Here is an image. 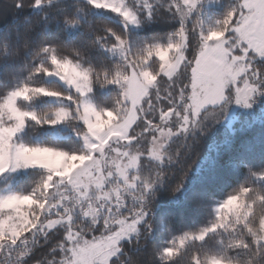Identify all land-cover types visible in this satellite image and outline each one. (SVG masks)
Masks as SVG:
<instances>
[{
	"label": "trees",
	"instance_id": "obj_1",
	"mask_svg": "<svg viewBox=\"0 0 264 264\" xmlns=\"http://www.w3.org/2000/svg\"><path fill=\"white\" fill-rule=\"evenodd\" d=\"M158 1L161 4L154 6V0H146L153 9L149 16L144 9L145 0H129L128 3L139 14L142 27L127 29L119 17L111 12H100L87 0H53L41 10L35 9L34 0H0V99L24 84L75 94L61 81L48 80L47 74L34 71L40 64L51 67L49 55L41 51L43 47L55 46L58 55L79 59L84 66L100 70L114 69L119 65L122 71L127 72L126 61L111 55L101 45L104 42L96 40L98 36L106 34L107 28L127 39L129 57L132 59L145 55L147 46L155 43L167 45L171 39L182 43V51L191 58L199 48L201 30L206 32L214 27L216 21L221 20L236 3V0H203L186 23L188 39L185 42L174 36L180 27V18L164 6L170 0ZM196 17L202 21L200 27L195 26ZM70 21L79 24L80 29L75 35L68 32L73 25ZM106 38L110 42L115 41L110 33ZM254 63L257 67H264V58H257ZM143 67L159 74L150 91L159 89L161 96L184 82L182 73L174 74L175 83L161 75V61L155 55ZM259 89L248 108H235L233 99L225 101L220 106L203 110L198 119L191 118L184 124L186 130L181 128L182 118L169 120L163 126L164 131L169 130L174 135L167 139L160 160L148 156L145 148L151 146V138L143 132L142 125L136 127L135 135L138 138L126 148L130 149L129 155H142L132 173L156 182L145 201L149 213L141 233L122 244L121 253L114 264H195L193 257H199L201 264H207L211 257L228 264H240L242 247L234 242L247 239V236L232 228L210 232L203 242L194 240L186 243L175 257L166 258L163 249L185 233L195 234L210 227L217 219V207L241 187H250L253 191L248 204L257 194L264 195V180L255 177L264 173V84H259ZM119 94L117 85L94 84L91 97L98 108H106L114 104ZM19 105L38 115L50 114L60 106L44 95L20 100ZM82 128V121L68 119L62 129L67 136L56 137L52 124L28 120L24 130L16 136V142L79 155L87 151L77 134V130ZM160 173L162 175H158ZM48 175L46 169L32 168L9 178L14 179L16 192L28 195ZM135 183L139 184V181ZM112 188H115V184L106 189L110 199L116 195V192L110 191ZM117 191L128 197L130 205L136 203L133 196L139 195L138 188L131 192V185L124 184ZM37 196L48 205L55 204L62 196L72 199L77 208L80 207L77 201L89 202V199L81 201L77 190L58 183L48 187L43 196L40 193ZM95 197L91 196L90 200L95 202ZM58 210L62 211L57 207L51 208V217L56 216ZM46 211H49L48 206ZM261 216H264V204L257 201L252 205L248 222L255 227V219ZM229 221L234 222L233 213L229 214ZM66 229L67 226L49 231L33 228L25 234L29 235L27 244L22 243L25 236L15 244L11 240L0 239V264H11L15 259V250L22 246H28L30 251L19 258L20 264H32L33 260L43 256L52 259L58 252H63L58 241L64 237Z\"/></svg>",
	"mask_w": 264,
	"mask_h": 264
},
{
	"label": "snow or ice",
	"instance_id": "obj_2",
	"mask_svg": "<svg viewBox=\"0 0 264 264\" xmlns=\"http://www.w3.org/2000/svg\"><path fill=\"white\" fill-rule=\"evenodd\" d=\"M50 2L51 0H34L36 6ZM89 3L97 8L111 9L123 16L127 23H138L136 13L124 5V0H89ZM144 6L149 9V15H152L153 9L146 0ZM196 7L197 0H170L171 10L180 18V27L174 35L179 38V41H187L186 23ZM70 23L74 24L75 21ZM201 24L200 18L196 17L195 26L200 27ZM108 33L115 37L114 42L107 40ZM221 37L223 38L221 43H213ZM96 40L103 41L102 46L105 43L110 44V51H119L132 71L130 73L122 71L119 65L114 69L98 70L92 66H84L79 59L58 55L55 46L43 47L41 51L49 55L51 67L40 64L34 71L57 76L70 89H74L75 94L24 84L10 91L0 100V173L5 172L9 167L19 168L29 165H43L49 170V175L37 185L33 193L13 194L0 198V209L25 204L29 206L36 204L39 209L38 213H33L34 218L31 220L25 213L19 229L15 227V224L11 229L8 228V222L12 219L10 215L0 219V239L3 238L4 230L7 229L14 233L15 238L9 236L8 240L15 244L25 233L40 224L45 202L37 196V193L43 196L44 191L56 183L54 177H68L71 184L76 186L80 175H90V170L94 169L100 174L93 177V180L96 185H103L101 189L105 185L118 184L121 179L126 186L131 184V192L139 189V195L133 196L136 203L131 205L127 202V196L115 188L111 189L116 192V195L104 201L105 207L101 216V223L104 219L108 220L107 227L98 229L99 236L93 234L90 237L91 245L81 250L80 255L85 264L89 258L105 254L107 255L104 264H111L110 258L113 257L111 246L117 243L112 239L113 235L131 239L130 234L138 232V224L149 213L145 201L156 181L142 179L139 175L127 171L129 167L137 166L141 153L129 156L128 152H123L116 158L123 160L127 157V163L123 167L117 163L115 168L106 172L101 170L100 165L105 151L113 150V141L120 144L123 139L128 144H134L133 142L138 138L135 135L136 127L142 125L143 132L151 138V146H146V153L160 160L164 145L156 146V142L164 131L163 126L169 120L175 117L182 118L181 128L186 130L184 124H187L193 116L199 115L201 109L208 104L217 105L234 99L236 103L248 106L251 97L260 90L259 84H264V67H257L254 63L257 58H264V0H236L235 5L229 8L221 20L216 21L214 27H210L206 32L201 30L197 51L191 58L183 53L178 64L167 63L169 50L180 47V43L173 42L172 39L167 45L155 43L147 46L144 49L145 55L135 59L129 57L127 39L111 28H107L106 34L98 36ZM153 55L165 61L164 77L172 80L173 83H175L174 73H182L184 78L181 86L175 90L170 89L163 96L160 95L159 89L155 92L150 91L158 80L159 74H154L143 67ZM230 57L233 59L230 60ZM234 61H238V66L235 68ZM94 84H114L119 87L120 94L112 107L98 108L89 99V93L92 92ZM40 95L64 97L72 101L74 107L71 109L60 107L44 115H38L35 111H27L20 107V100H31ZM68 119L83 121L84 128L78 129L77 134L82 136L87 148L86 152L77 155L55 148L14 143L16 134L24 128L28 120L55 124ZM114 151L119 152V148ZM65 161L67 163H64ZM74 161L78 163H73ZM61 164L64 165L63 171H58ZM77 168L82 169V172L79 171L73 176V170ZM260 177L264 179V174H260ZM136 181H139V184L135 183ZM252 194L250 187H241L236 194L229 195L217 208V219L210 227L195 234L185 233L178 237L171 246L163 249V255L166 258L175 257L187 240L193 238L204 240L208 233L221 228L239 230L247 236V239L236 240L234 243L237 246L246 250L253 247L257 252L264 251V235H262L264 216L255 219V227L248 222L252 205L257 201L264 204V195L257 194L248 204ZM77 203L80 204L79 208L72 203V199L62 196L55 204H49L50 217L52 216L51 208L57 207L62 211L56 212L58 219H54L55 223H48L47 227L53 229L58 222L67 219L68 226L65 231L67 237L69 235L67 230L71 228L72 219L83 216L88 208V203L80 201ZM16 210L19 211L18 208ZM230 213H233L234 222L229 221ZM22 243L27 244L28 240L24 239ZM193 260L195 264H201L199 257H193ZM208 264H221V261L211 257Z\"/></svg>",
	"mask_w": 264,
	"mask_h": 264
},
{
	"label": "rangeland",
	"instance_id": "obj_3",
	"mask_svg": "<svg viewBox=\"0 0 264 264\" xmlns=\"http://www.w3.org/2000/svg\"><path fill=\"white\" fill-rule=\"evenodd\" d=\"M51 1H53V0H51ZM87 1H89V0H87ZM138 1H141V0H138ZM154 1H155V2H153V5H154V6H156V5H158V4H161L160 1H158V0H154ZM202 1H203V0H197V7H198V5H199L200 3H202ZM128 2H129V0H124V5L136 13V15H137V17H138V23H135V24L127 23V22L124 20L123 16H121L120 14H118V13L112 11L111 9H107V8H97V7H96V9H98L100 12H111L113 15L119 17V19L122 21V23L124 24V26H125L127 29H129V28H132V29H139L140 27H142V23H141V20H140V18H139V14L137 13L135 7H133V6H132L131 4H129ZM50 3H51V2H50ZM46 4H48V3H43V4L40 5V6H36V5H35V9H36V10H41V8H42L44 5H46ZM149 5H150L151 8H152V5H151V4H149ZM164 6H165L167 9H171V8H170V3H168V5H164ZM197 7H196V9H197ZM144 9H145V10L147 11V13L149 14V9H148V8H145V6H144ZM196 9L194 10V12L196 11ZM194 12H193V13H194ZM149 16H151V15H149ZM79 29H80V28H79V24L75 23V24H73L71 27L68 28V32H69L70 35H75V34L79 31ZM181 46H182V43L180 44V47H179V48H173V49H170V50H169L168 55H167V63L175 64L178 60H179V62H180V59H179V55H178V54H179V53H184V52L182 51V47H181ZM109 47H111V45H104V46H103V48H104L105 50L109 51L111 55L117 56V57H119V58H121V59L124 60L122 54H121L119 51H110V50H109ZM128 49H129V47H128ZM157 57H158V56H157ZM158 58H159V60L161 61V72L163 73V72H164V69H165V67H166V64H165V61H164V60H162L160 57H158ZM126 64H127V61H126ZM127 66H128V65H127ZM137 70L139 71L140 69L138 68ZM146 70L150 71V70L147 69V68H146ZM131 71H132L131 67L128 66L127 72L130 73ZM174 74H176V73H174ZM46 78H47L48 80H52V79L59 80V81H61V82L63 83V85H64L68 90H70V91H72V92L74 91V89H70V88L68 87V85H67L64 81L60 80V79H59L57 76H55V75H46ZM91 93H92V92H91ZM91 93H89V99L92 101ZM257 94H258V91L255 92L254 95L251 97L248 106H245L244 104H241V103H236L234 99L232 100V103L234 104V107H235V108H239V107H240V108H248L249 106L252 105L253 98H254V96L257 95ZM44 96H46V95H44ZM47 97H48L51 101L55 102L56 104H59L60 106H59L58 108H60V107H67V108L71 109V108L74 107L73 102L70 101V100H67V99L64 98V97H56V96H47ZM0 100H2V99H0ZM92 102H93V101H92ZM223 103H225V102H221V103H219V104H217V105H211V104L206 105L203 109H201V112L199 113V115H197V116H193L192 119H193V120L198 119L199 116H200V114L202 113L203 110H205V109H207V108H209V107L220 106V105H222ZM67 105H71V107H70V106H67ZM27 111H32V110H27ZM172 120L174 121V118H173ZM65 122H66V120H65V121H61V122H58V123H55V124H52V125L54 126V135H55L56 137L67 136V135L63 134V132H62V129H64V127H65ZM82 122H83V121H82ZM26 123H27V122H26ZM179 123H180V122H179ZM25 126H26V124H25ZM25 126H24V128H25ZM24 128H23L20 132H18V133L16 134V136H17L18 134H20V133L24 130ZM172 135H174V133L171 132V131H169V130L163 131V133L160 135L159 139H158L157 142H156V146H159V144H163V145L165 146L166 143H167V139H168L169 137H171ZM16 136H15V138H14V143L18 144V143L16 142ZM80 137L82 138V136H80ZM82 140H83V138H82ZM83 143H84V141H83ZM84 146H85V143H84ZM128 146H129L128 142L125 141V140H123V139L121 140V143H120V144H116L115 141H113V145H112V149H113V150H106V151H105L104 159L101 161V165H100L101 170H103V171L106 172V171L109 170V169L115 168V166H116L117 163H119L120 166L123 167V165H124L125 163H127V157H125L123 160H117L116 158H117L119 155H121L123 152H129L130 149L126 148V147H128ZM85 148H86V146H85ZM117 148H119V152L114 151V149H117ZM163 148H164V147H163ZM163 148H162V149H163ZM162 149H161V151H162ZM86 150H87V148H86ZM128 154H129V153H128ZM134 155H136V154H134ZM129 156H132V155H129ZM148 156H149V155H148ZM139 157H140V156H139ZM149 157H150L151 159H155V157H152V156H149ZM138 162H139V158H138ZM64 163H67V161H65ZM73 163H78V162L74 161ZM138 164H139V163H137V166H138ZM137 166H136L135 168H131V167H129V168L127 169V171L132 172V170L136 169ZM63 167H64V165L61 164L60 167H59V169H58V171H63ZM32 168L46 169L43 165H29L28 167H19V168L9 167L8 169L5 170V172L0 173V198L7 197V196H9V195H13V194L23 195V194H20L19 192H16V191L14 190V188H13V185H14V183H13V182H14V179L11 180L9 177L12 176V175H14V174H22V173H26L29 169H32ZM78 169H80V168H77V169H74V170H73V174H72L73 176H75V174H76L77 172H79ZM46 170H48V169H46ZM48 171H49V170H48ZM90 173H91L90 175H89V174H82V175H80L79 178H78V180H77V185H76V186H73V185L71 184V182L69 181L68 177H63V178H61V177H54V180H55L56 183H58L59 185H63V186H65V187H68V188L73 189V190H77V191L79 192V199H80L81 201H83V200H85V199H89V200H90V197L93 196V195H95V196H97V195H103V193L106 192V189L109 187V185H105L103 189H101V188L98 189L97 186H96L95 181L93 180V177L98 176L100 173H98V172L95 171L94 169H93V170H90ZM261 174H264V173H261ZM255 177H256V179L264 180V179H261L260 174L255 175ZM53 184H54V183H53ZM122 185H124L123 179H121L120 183L115 184V189H116V190H119V188H121ZM130 185H131V184H130ZM47 206H48V204L45 202V209H44V212L46 211ZM218 207H219V206H218ZM218 207H217V208H218ZM17 208L19 209V211L16 210ZM35 208H36V204H33V205H31V206L25 204V205H16V206L13 207V208L0 209V219H3L5 216L10 215V216L12 217V219L9 220V222H8V228L10 229V226H12V225H14V224H15V225H17V224H21V223L23 222V220H24V214H25V213H27V218H28L29 220H31V219L33 218V213H34V212H35V213H38V212H39V211L35 210ZM51 218H53V219H58V217H56V216L51 217ZM145 220H146V217H145V218H144V219L138 224V226H137V227H138V232H137V233H131V234H130L132 238L137 237V236L141 233V231H142V226H143V224L145 223ZM59 226H68V221H67V219H63V220H61V223L55 225V227H54L53 229H55V228H57V227H59ZM36 229H38V230H40V231H47V230L49 231V230H52V229H49L47 226H45L42 230H41L39 227H36ZM31 230H32V229H31ZM31 230H30V231H31ZM208 234H209V233H208ZM9 236H13V235H12V232L9 231V230H7V229L4 230V232H3V238L8 239ZM13 238H15V237L13 236ZM132 238H131V239H132ZM205 238H206V237H205ZM131 239H129L128 237L125 236V237H122V238H121V242H118V243H117V247H118V248L120 247V251L117 252L115 256H113V257L110 258V259H111V264H114V261L119 257V255H120V253H121V246H122V244H123L125 241H129V240H131ZM194 240H197V241H199V242H203L205 239H204V240H199V239H195V238H193V239H189V240H187L186 243H189V242L194 241ZM186 243H185V244H186ZM207 264H208V263H207ZM221 264H228V263L221 262Z\"/></svg>",
	"mask_w": 264,
	"mask_h": 264
},
{
	"label": "clouds",
	"instance_id": "obj_4",
	"mask_svg": "<svg viewBox=\"0 0 264 264\" xmlns=\"http://www.w3.org/2000/svg\"><path fill=\"white\" fill-rule=\"evenodd\" d=\"M221 27L224 26L221 25ZM222 41L223 38L221 37L213 41V43H221ZM182 54L183 53L178 54L179 59L181 58ZM232 59L233 58L230 57V60ZM178 63L179 60L175 64ZM233 66L234 68L238 66V61H234ZM161 75H163V73ZM97 155H99V153H97ZM78 171L82 172V169H78ZM96 186L98 189L103 187L102 184H97ZM109 199L110 193L108 192L107 194L103 193V195H97L95 197V202L89 200L88 208L84 215L72 219L71 228L67 230L69 235L66 237L64 234V237L58 241L60 247L63 249V252H58L52 259H48L47 256H43L41 259L33 260L32 264H85L80 255L81 250L91 245L92 242L90 237L93 234L99 236L100 233L97 231L98 229L107 227L108 220L104 219L103 223H101V216L105 207L104 201ZM37 211H39V209H37ZM55 222L56 221L48 215V212L45 211L40 217V224L37 227L43 229L48 223ZM60 223L61 222H58V224ZM21 226V224L15 225L17 229L21 228ZM23 226L27 227V225ZM11 228L12 226H10V229ZM12 235H14V233H12ZM25 239L28 240L29 235L25 236ZM112 239L116 240L117 243L121 242V237L115 234L113 235ZM117 243L111 246V254L113 256H115L116 253L120 251V247H117ZM243 250L244 248L241 249L243 255L240 259V264H264V251L257 252L253 247H249L246 252ZM29 251L30 248L28 246L18 247L14 253L15 259L11 261V264H20L19 258L26 256ZM106 255L107 254L91 257L88 259L87 264H104Z\"/></svg>",
	"mask_w": 264,
	"mask_h": 264
}]
</instances>
